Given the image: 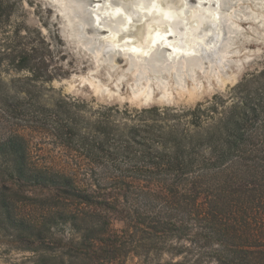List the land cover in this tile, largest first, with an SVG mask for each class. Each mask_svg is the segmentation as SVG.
<instances>
[{"label": "rangeland", "instance_id": "obj_1", "mask_svg": "<svg viewBox=\"0 0 264 264\" xmlns=\"http://www.w3.org/2000/svg\"><path fill=\"white\" fill-rule=\"evenodd\" d=\"M62 1L0 0L1 7L9 8V17L4 16L0 23V264L85 258L79 252L85 250L86 238L91 236L87 229L102 213L97 200L107 199L111 204L116 197L98 195L93 176H81L74 185L60 179L54 186L34 177H20L15 169L18 165L87 166L95 173H115L114 166L143 164L147 161L144 148L127 147L133 137L130 127L151 122L150 113L143 109L191 110L212 101L222 105L221 99L225 106L230 105L233 87L264 67V0L220 3V20L230 21L233 30L229 46L223 43L228 53L225 67L215 59L180 74L165 66L159 75L150 70L149 79L140 82L138 74L135 76L140 72L138 63L132 69L130 60L122 58L118 64L108 49L100 54ZM180 1L159 0V5L183 7ZM189 2L194 6L187 13L188 26L206 28L200 17L202 9L194 0ZM142 25L134 29V39L139 42L144 41ZM95 52L101 56L93 57ZM16 135L21 137L18 143L27 148L21 163L7 153L4 144ZM143 136L140 132L136 138ZM84 198L93 203L83 202ZM120 201L143 214L163 209L160 199L143 195L127 194ZM109 214L115 228L122 229L123 223ZM158 258L169 256L165 253Z\"/></svg>", "mask_w": 264, "mask_h": 264}, {"label": "trees", "instance_id": "obj_2", "mask_svg": "<svg viewBox=\"0 0 264 264\" xmlns=\"http://www.w3.org/2000/svg\"><path fill=\"white\" fill-rule=\"evenodd\" d=\"M1 6L0 23L9 17V8ZM229 100L227 106L221 99L222 105L212 101L191 110L143 109L151 122L130 127L127 147H143L147 161L114 166L115 173L18 165L20 177L54 186L60 179L74 185L93 176L98 195L116 196L111 204L97 197L102 213L87 229L91 236L79 252L85 258H48L43 264H264V67L235 85ZM18 138L4 144L21 163L27 148ZM127 194L160 199L163 209H129L120 201ZM165 253L169 258H158Z\"/></svg>", "mask_w": 264, "mask_h": 264}, {"label": "bare ground", "instance_id": "obj_3", "mask_svg": "<svg viewBox=\"0 0 264 264\" xmlns=\"http://www.w3.org/2000/svg\"><path fill=\"white\" fill-rule=\"evenodd\" d=\"M63 1L70 8L73 19L80 26L81 33L87 34L88 42L93 47L97 46V49L101 50L100 54L102 50L108 49L114 61L127 58L132 63H129L131 66L129 68H132L134 63H138L139 66L136 68L140 72L135 75L138 74L137 82H140L144 77L149 79L147 74L150 70L151 73L161 74L158 71L165 69V66L169 69L170 67L173 68L178 71L177 74H180L179 72L182 70L185 73V69L192 70L199 64L201 65L204 60L211 62L212 59H215L222 64L225 54H228L225 53L226 46L223 43L226 42L229 46L230 33L233 30H230V21L228 22L223 17L220 20L219 17L220 7L223 5L220 6V3L225 0H194L193 3L196 7L202 9L200 17L203 21L202 24L207 26L206 28L188 26L190 19L187 18V13L190 11V5H193L189 0H182L184 6L179 8L173 3H166L164 7H161L159 0H130L128 2L125 0ZM197 12L195 11L196 14L199 13ZM196 14L193 17H196ZM142 23L144 41L139 42L134 39V29ZM84 43L82 40L83 45ZM94 54L98 56L93 55V57L99 58L101 56L98 52ZM107 57L109 58V56ZM113 60L112 62H114ZM120 63L119 61L118 64ZM219 63L218 65H220ZM118 64L115 63V65ZM218 67L220 69V66ZM221 67H225V63ZM136 68L133 67L132 69ZM188 70L186 71L188 72ZM174 73L176 72L174 71ZM179 81L181 82V80ZM179 81L177 80V82Z\"/></svg>", "mask_w": 264, "mask_h": 264}]
</instances>
